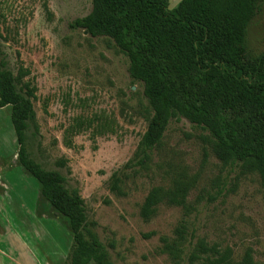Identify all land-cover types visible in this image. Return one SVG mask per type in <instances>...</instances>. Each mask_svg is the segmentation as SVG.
Instances as JSON below:
<instances>
[{"label": "rangeland", "instance_id": "374dc122", "mask_svg": "<svg viewBox=\"0 0 264 264\" xmlns=\"http://www.w3.org/2000/svg\"><path fill=\"white\" fill-rule=\"evenodd\" d=\"M182 0H168L167 10ZM90 0H0V60L16 83L35 88V125L25 132L29 157L47 171L61 173L65 188L84 202L86 227L112 264H199L189 256L198 240L229 248L233 261L251 250L264 264V206L257 174L223 166L212 154L210 138L183 118L172 120L145 169L124 170L150 117L142 85L132 84L128 60L107 38H93L69 24L87 16ZM248 56L264 55V6L246 31ZM10 107L0 111V208L2 222L16 223L27 237L33 264H65L72 245L67 220L40 196V186L19 164ZM104 113L116 135L90 132L63 144V131L77 116ZM59 160L66 166L58 167ZM124 195L110 192L113 173ZM174 180L190 184L186 217L178 207L161 204L149 221L140 218L153 188L168 190ZM9 207L14 210L11 211ZM185 225L175 255L165 250ZM166 241V243L164 242ZM32 243V244H31ZM23 263L24 262H20Z\"/></svg>", "mask_w": 264, "mask_h": 264}, {"label": "trees", "instance_id": "16d2710c", "mask_svg": "<svg viewBox=\"0 0 264 264\" xmlns=\"http://www.w3.org/2000/svg\"><path fill=\"white\" fill-rule=\"evenodd\" d=\"M90 1V13L69 28L112 41L128 60L132 84L142 85L150 111L146 130L123 169L134 174L135 169H145L169 123L183 118L208 134L211 152L223 166L259 176L264 206V55L250 57L245 46L247 28L264 0H182L171 11L168 0ZM27 74L24 71L15 78L0 60V109L10 107L18 162L39 184L44 201L68 222L72 245L65 264H112L96 237L85 230L84 202L78 191L66 189L61 173L43 169L27 153L25 132L35 125V88L23 84V92L16 89ZM117 129L116 121L104 113L77 116L64 129L63 144L72 149L75 136L90 132L94 141L116 135ZM56 165L64 168L66 161ZM120 184L118 172L113 173L110 192L124 195ZM189 189L190 184L180 180L166 191L151 189L140 207V218L151 220L161 204L180 208L186 217L192 212ZM184 233L185 225L180 223L177 239L165 244V250L175 255ZM189 260L257 264L251 250L233 261L229 248L204 240L196 242Z\"/></svg>", "mask_w": 264, "mask_h": 264}, {"label": "crops", "instance_id": "0c3cea01", "mask_svg": "<svg viewBox=\"0 0 264 264\" xmlns=\"http://www.w3.org/2000/svg\"><path fill=\"white\" fill-rule=\"evenodd\" d=\"M6 107L0 109L4 111ZM11 112V111H10ZM10 116V114H8ZM16 141V139H15ZM1 165V163H0ZM11 211L14 209L9 207ZM0 208V216L2 214ZM16 223L2 222L0 217V264H33L34 259L27 237ZM32 244V243H31Z\"/></svg>", "mask_w": 264, "mask_h": 264}]
</instances>
